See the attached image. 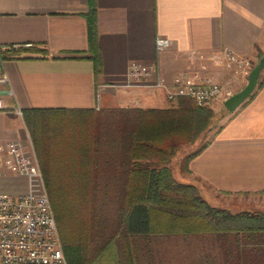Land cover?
Segmentation results:
<instances>
[{
  "label": "crops",
  "instance_id": "0c3cea01",
  "mask_svg": "<svg viewBox=\"0 0 264 264\" xmlns=\"http://www.w3.org/2000/svg\"><path fill=\"white\" fill-rule=\"evenodd\" d=\"M92 3L102 61L97 82L84 16ZM157 37L170 47L156 51ZM224 49L249 61L233 95L264 57V0H0V75L7 77L0 83V143L27 145L26 110L168 108L161 91L121 86L129 63L155 64L167 82L186 72L221 83L233 68L221 59ZM187 169L183 183H197L211 205L264 212V83L226 113ZM39 191L36 179L0 167V194ZM238 195L250 197L239 202ZM153 254L163 264L161 252Z\"/></svg>",
  "mask_w": 264,
  "mask_h": 264
},
{
  "label": "trees",
  "instance_id": "16d2710c",
  "mask_svg": "<svg viewBox=\"0 0 264 264\" xmlns=\"http://www.w3.org/2000/svg\"><path fill=\"white\" fill-rule=\"evenodd\" d=\"M84 16L97 82L102 61L93 3ZM0 57L6 58L1 51ZM22 116L67 264H106L112 249L115 264H156L153 253L160 256L164 237L201 243L208 251L192 264H264V212L213 206L173 177L172 159L210 130L208 107L180 98L161 109H33ZM209 143L186 158V172Z\"/></svg>",
  "mask_w": 264,
  "mask_h": 264
},
{
  "label": "built area",
  "instance_id": "2783aa9c",
  "mask_svg": "<svg viewBox=\"0 0 264 264\" xmlns=\"http://www.w3.org/2000/svg\"><path fill=\"white\" fill-rule=\"evenodd\" d=\"M170 45L171 41L167 38L155 39L156 51ZM221 59L233 67L231 77L221 83L200 80L197 75L191 76L186 72L167 82L155 64L131 62L121 86L161 91L170 104L180 98L191 99L198 107L217 102L222 104L231 96L229 93L234 79L249 67V61L227 49L221 51ZM6 82V75L1 74L0 83ZM18 113L21 115V112ZM0 167L17 176L36 179L40 188L39 193L0 194V264H67L29 136L27 145L12 141L0 143Z\"/></svg>",
  "mask_w": 264,
  "mask_h": 264
},
{
  "label": "rangeland",
  "instance_id": "374dc122",
  "mask_svg": "<svg viewBox=\"0 0 264 264\" xmlns=\"http://www.w3.org/2000/svg\"><path fill=\"white\" fill-rule=\"evenodd\" d=\"M259 78H264V68L260 71ZM176 103L170 104L169 106H174ZM208 109L212 111L213 117L210 121V130L207 132V134L204 136V138L200 141L201 144L207 142L212 138V136L216 133V131L220 128L221 124L224 122V118L226 116V113H228L224 107L223 104L220 102L210 104L208 106ZM99 111V110H95ZM63 133V132H62ZM30 138V136H29ZM31 140V138H30ZM32 143V140H31ZM197 144L196 146L187 145L180 149L179 153L172 159L170 163V168L173 172V177L180 183H183V178H186L185 175V160L186 158L195 152L197 148L201 144ZM32 147L34 149L33 143ZM35 151V149H34ZM36 154V152H35ZM37 157V156H36ZM187 174V173H186ZM184 184H192L195 187H197L201 193V188L197 183H184ZM202 195V194H201ZM203 197V195H202ZM250 196L245 195H238L235 196V199L240 202L243 201V199L249 198ZM212 204V203H211ZM233 211V210H232ZM231 211V212H232ZM235 210L233 211V213ZM166 240V243H162L161 245V261L163 264H185V261H188L189 264H192V260L194 261L195 254L200 252L201 250L208 251L205 249L204 246L199 244L197 245V241L190 240L189 241H182L180 237H164L162 240ZM185 251V252H182ZM211 252V251H209ZM109 256L106 257L105 263L106 264H115L116 262V254L115 251L112 249L108 251Z\"/></svg>",
  "mask_w": 264,
  "mask_h": 264
},
{
  "label": "water",
  "instance_id": "95a60500",
  "mask_svg": "<svg viewBox=\"0 0 264 264\" xmlns=\"http://www.w3.org/2000/svg\"><path fill=\"white\" fill-rule=\"evenodd\" d=\"M262 68H264V57H261L258 63L248 73L246 85L239 92L234 93L222 103L227 112H234L247 98H249L257 84V79Z\"/></svg>",
  "mask_w": 264,
  "mask_h": 264
}]
</instances>
